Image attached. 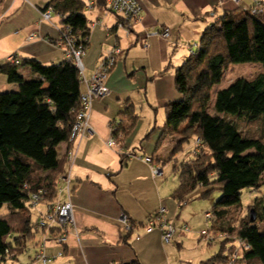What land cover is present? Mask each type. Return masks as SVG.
Returning a JSON list of instances; mask_svg holds the SVG:
<instances>
[{"label":"trees","instance_id":"obj_1","mask_svg":"<svg viewBox=\"0 0 264 264\" xmlns=\"http://www.w3.org/2000/svg\"><path fill=\"white\" fill-rule=\"evenodd\" d=\"M3 2L0 0V7ZM88 4L85 0H51L42 10L51 9L61 25L69 26L85 51L91 34L86 14ZM103 5L106 6V0ZM240 63H261L264 68V13L253 15L242 8L226 11L203 32L198 49L175 70V88L181 99L164 106L165 122L158 127L157 148L167 137H177L173 155L182 152L191 140L195 142L194 158L175 167L179 185L172 197L180 207L188 204V197L198 188L206 189L200 196L202 199L211 197L216 190L222 193L206 230L226 232L231 238L220 242V252L203 264H230L236 238L251 248L243 250L235 264H264V230L257 235L254 230L256 225L264 227V196L253 204L257 216L254 223L249 215L237 225L231 216L233 210L240 209L244 190H264V136H249L233 121L234 117L253 121L264 117V71L251 80L241 78L220 90L215 100L216 114L208 112L212 88L222 81L229 65ZM27 67L33 73L30 80L21 74ZM0 76L17 86L16 90L0 93V264H8L9 260L24 255L28 244L34 243L40 233L54 234L57 238L65 232L57 225L49 229L36 227L48 205L59 201L56 199L61 189L59 179L62 181L69 175L67 154L60 157L59 146L68 143L67 153L77 149L74 145L79 141L71 140V134L82 109L84 83L79 70L68 60L52 65L36 59H22L19 65L5 61L0 64ZM138 120L135 106L129 103L111 126L109 140L115 145L107 143V146L122 154L121 147ZM151 135L152 132L144 140ZM136 155L132 152L126 156L144 162L148 158ZM149 158L155 165L154 159ZM43 205L44 211L37 213L34 221L32 209L38 210ZM4 207L7 212L1 213ZM144 225L140 223L137 227ZM132 232H128L126 239H130ZM39 246L45 251L44 245ZM40 248L29 264H41L36 260Z\"/></svg>","mask_w":264,"mask_h":264},{"label":"crops","instance_id":"obj_2","mask_svg":"<svg viewBox=\"0 0 264 264\" xmlns=\"http://www.w3.org/2000/svg\"><path fill=\"white\" fill-rule=\"evenodd\" d=\"M31 1L4 0L1 5L0 62L4 63L8 57L16 55L20 60L36 59L44 65L60 64L67 60L64 49L58 44L61 21L58 17L56 21L52 19V23L42 20L40 11L46 9L51 0ZM85 1L93 3L92 9H87L92 17H88L91 34L83 58L85 77H92L106 49L118 45L122 55L106 80L109 96L93 105L90 119L93 135L74 145L77 157L68 173L73 190L71 201L77 234L70 233L62 249L54 234L40 233L34 246L27 247L28 255H31L29 260L24 262L22 255L18 260H9L8 264L31 263L40 244L45 246L48 256L64 250V255L51 264H116L135 261L141 264H203L217 255L221 248L211 257L202 247L193 249L194 253L190 254L191 251L184 252L183 243L179 244L186 237L182 235L183 231L177 232L178 237L175 236L172 245L164 242L160 230L152 233L145 231L149 217L159 209L152 210L151 199L155 201L153 208L160 204L165 207L163 202H166V218L172 223L178 217L177 211L181 207L175 199L172 203L163 199L160 180L153 176L150 165L138 157L126 155L137 153L135 145L138 139L144 140L151 132L153 136L157 134V117H160V121L165 119L162 114L164 106L170 101L181 99L175 88V70L186 57L181 43L200 41L203 32L226 11L250 7L257 1L264 3V0H140L143 4L142 20L133 23L129 33L119 28L122 17L108 12L103 5L104 0ZM11 17L15 19L8 22ZM95 22L101 24L93 26ZM164 27L171 31L168 40L151 37L145 41L147 44L144 46L147 31H158ZM31 34L35 35V39L29 40ZM21 74L25 80L33 77L28 67L23 68ZM11 89L16 90L17 86L9 84L5 76H0V93ZM82 91L86 92L85 85ZM129 103L135 106L136 111L141 110V113L147 110L146 116L153 117L154 126L145 124L143 116L139 114L137 125L121 147L123 153L120 154L117 148H109L107 142L112 135L111 126ZM142 126H146L145 130ZM158 134L155 136L157 141L160 131ZM131 137L135 141H131ZM171 138L172 141L177 140ZM69 147L66 142L60 144L59 156L64 157ZM153 150L157 151L156 147ZM145 151L144 156L151 157V144ZM136 156L142 157V154L137 153ZM154 162L161 164L160 160L154 159ZM59 184L61 188L65 186L61 179ZM56 199L64 202L67 197L63 193ZM43 209L44 206L40 210ZM124 215L136 225L130 239H126L128 232L121 220ZM140 223L145 225L137 227ZM183 224H187L186 219L178 225L182 227ZM137 236L140 238L137 239ZM36 243H39L37 247Z\"/></svg>","mask_w":264,"mask_h":264},{"label":"built area","instance_id":"obj_3","mask_svg":"<svg viewBox=\"0 0 264 264\" xmlns=\"http://www.w3.org/2000/svg\"><path fill=\"white\" fill-rule=\"evenodd\" d=\"M28 2V0H24ZM237 2L238 0H233ZM93 3L88 5V9H92ZM106 7L108 12L119 15L122 17L123 21L120 22L119 28H122L129 33L132 28L133 23H138L142 20L143 14V4L140 0H106ZM244 11H248L253 15H259L264 13V3L257 1L250 7H243ZM42 20L52 23L53 11L51 9L40 11ZM100 22L92 23L93 26H96ZM60 31V42L59 46L64 49L67 60L72 62L76 68L79 70L80 74L83 77V83L86 86V92H84L80 101L82 104V109L77 115V119L72 129L71 140H78L81 142L84 138L93 135V129L90 125L91 113L93 109V104L98 100H103L108 97L110 90L106 86V80L108 79L112 69L115 67L118 57L122 55V50L118 46H114L106 51L102 56L101 60L98 63L97 69L90 79L85 77V66L83 58L85 56V47L77 42V39L73 35V32L69 26L61 25L59 27ZM171 35L169 28H162L158 31H147L145 33V39L143 41L144 46L147 44L146 40L151 37H160L161 39L168 40ZM35 39V35L31 34L29 40ZM146 41V42H145ZM193 53V51H192ZM7 61L9 63L19 65L20 60L14 56L8 57ZM108 146H114L115 142L109 140ZM69 167L70 169L75 163L77 157V149L71 150L67 153ZM145 162L151 165L152 174L156 177L162 174V169L160 166L153 165V160L151 158H146ZM62 181L65 183V186L59 190L60 194L65 193L67 200L64 202L54 201L50 203L46 209V212L41 215V218L38 222L36 229H49L54 225L59 226L63 232L59 237L56 238L57 244L65 246L67 242V236L71 233H76L77 230L75 227L74 219V210L73 204L71 201L72 192L70 186V177L63 178ZM38 199V197H36ZM186 204V202H184ZM167 210L164 207H161L156 213L152 214L148 220V224L145 227L147 233H152L153 231L160 229L162 238L167 245H172L175 243V236L178 229L175 224L170 222L166 218ZM205 219L210 221L212 215L210 212L206 213ZM122 222L126 225L127 232L134 231L132 225L130 224L126 215L122 217ZM184 233H191L192 230L188 225L181 227V230ZM201 239L208 244L220 243L224 240L230 239L231 236L229 233H212L211 230H202L200 232ZM140 236H137L139 239ZM235 245L230 255L229 263L235 264L239 259H241V252L243 250H248L251 246L242 239H234ZM64 251H60L56 255L48 256L43 249L39 251L36 255L37 262L41 264H51L56 259L62 257ZM116 264H132L130 262H119Z\"/></svg>","mask_w":264,"mask_h":264},{"label":"rangeland","instance_id":"obj_4","mask_svg":"<svg viewBox=\"0 0 264 264\" xmlns=\"http://www.w3.org/2000/svg\"><path fill=\"white\" fill-rule=\"evenodd\" d=\"M31 2H33V0ZM86 14L89 18L92 17L91 12H89L88 10H86ZM13 18L12 17L8 18V22L10 20L13 21L15 19V18L14 19ZM53 19H54V21H56L57 18L55 15H53ZM187 39H189V38H187ZM187 39H185V40H187ZM189 42H182L181 43L182 47H184L183 50H185L186 57H184V59L182 61H180V63H178L179 65H177V67L181 66L183 64V62L185 60H187V57L190 56L192 51H196L198 49V46L200 44V41L190 42V43ZM191 48H192V50H191ZM107 50L108 49H106V51ZM106 51L104 52V54L106 53ZM0 64H2V62H0ZM263 71H264V68H263V64H261V63H243V64L240 63V64L229 65L228 68L225 69V71H224L222 81L218 85L214 86L211 90V98L208 102L209 114H211V115L216 114L214 106H215V100H216L217 93L220 90L228 88L236 80L241 79V78L251 80ZM140 111L141 110L137 109L138 115L141 114L140 116H143V121L145 122V124H152L154 126L153 117L150 116L148 118L146 116L147 110H145L143 113H141ZM162 114H163V116H165L164 110H162ZM233 119H234L233 121H235L237 123L239 128L241 130H243V132L248 134L249 136H252V137L264 136V117L263 116L259 117L258 119L254 120V121L253 120H247V119H241V118H237V117H234ZM157 121H158V123L156 126L159 127L161 125V123L165 122V119L160 121V117L158 116ZM142 127H144V130H145L146 126H142ZM156 131L158 134L159 130H156ZM157 134H154V135L157 136ZM155 136L151 135L150 140L147 139V140L141 141L140 139H138L136 141L135 148L137 150V153L140 155L142 154V156L144 157V154L146 153L145 149L147 148V146L149 144H151V150H152L151 154H150L151 157L153 155L155 161L160 160V163H161L160 165L156 162L154 164H155V166H160L162 168V174L159 175L157 178H158V180H160L161 193H162L163 199H165V201L168 200L169 202L172 203L175 201L174 198L172 197V194H173L174 190L177 188V186L179 185V172L177 171V169H175V167H179L182 164L187 163L194 158L195 142H194V140H191L189 143H187L184 146V149L182 152H179V153L173 155V150H174V147H175L177 140L172 141L171 137H174L176 139H177V137L176 136L167 137L164 144L162 145V147L157 148V146H156L157 138H155ZM130 139H131V141H133L134 137H131ZM134 141H135V139H134ZM155 147H156L157 151L153 150V149H155ZM205 190H206L205 188H201V189L198 188L195 192H193L188 197V200H189L188 204L183 208H179V210L177 211L178 217L174 218L173 224H175L176 228L178 229L177 232L179 233V231L181 230V227H179L178 224L182 220L185 221V219H186V223H187L186 225H188L192 229V233H187V234L183 233L182 234L186 237L184 240H181L179 244H182V243L184 244V246H183L184 252L188 250L189 252L191 251L190 254H193L194 253V252H192L193 249L202 247L203 249L207 250L208 253H210L209 255L211 257V256H213V253L215 254V252H217V253L219 252L220 244L218 242L213 243V244H208L207 242H205L201 239L200 232L202 230L208 229L210 227L211 222H209L205 219V215L208 212H210V213L213 212V210L215 209V204H216L217 200H219L221 198L222 193L220 191L216 190L211 194V197H209L207 199H202L200 196ZM151 194H152V190H151ZM263 196H264V190L263 189L261 191H258V192L255 190H248V189L244 190L242 192V195H241L240 209H235L231 212L233 222L237 225H240L242 223V221L244 219L248 218V216L250 215V212L253 210V204H254L255 200H258V199L262 198ZM154 202H155L154 199H151L152 210H154L156 208L160 209L161 204L159 206L157 205L158 207L153 208ZM43 206H39V208L41 209ZM163 206H165L164 208H166V210L168 209L166 206V202H163ZM250 207H252V208H250ZM39 208H37L38 210L32 209L34 221L36 220V218L38 216L37 213L39 214V213L44 211V209L40 210ZM234 208L235 207H233V209ZM6 212H7V207H4L1 211V213H6ZM178 218H179V220H178ZM184 225L185 224H183V226ZM254 230H255V233L257 235L258 231L262 232L264 230V227H262L261 225H256ZM39 231H42V230H39ZM176 236L178 237V235H176ZM37 238H39V236ZM34 244L35 243H29L28 246L33 247ZM229 245H231V244H229ZM35 247H37V245H35ZM40 250H41V248H40ZM197 251L200 252L199 249ZM226 251L224 252V254H227ZM30 256L31 255H28V252H26V254H24V256H23L24 262L29 260Z\"/></svg>","mask_w":264,"mask_h":264},{"label":"water","instance_id":"obj_5","mask_svg":"<svg viewBox=\"0 0 264 264\" xmlns=\"http://www.w3.org/2000/svg\"><path fill=\"white\" fill-rule=\"evenodd\" d=\"M256 219H257L256 213H255L254 210H252V211L250 212V222H251V223H254V222L256 221Z\"/></svg>","mask_w":264,"mask_h":264}]
</instances>
